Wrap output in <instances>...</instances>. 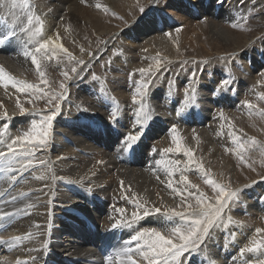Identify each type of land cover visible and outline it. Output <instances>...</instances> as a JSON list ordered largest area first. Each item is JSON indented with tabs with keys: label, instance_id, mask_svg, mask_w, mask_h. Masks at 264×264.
I'll return each instance as SVG.
<instances>
[{
	"label": "bare ground",
	"instance_id": "bare-ground-1",
	"mask_svg": "<svg viewBox=\"0 0 264 264\" xmlns=\"http://www.w3.org/2000/svg\"><path fill=\"white\" fill-rule=\"evenodd\" d=\"M37 1L39 2H37L38 5L35 7L38 12L36 14H39L44 20L42 26L45 30L44 32L41 30L38 39L32 37L35 39L34 42L26 36L25 31H21L25 25V17L15 23H11L7 18L3 20V29L11 27L12 31H15L13 39L7 40L4 44L0 43V69H2V74H0V133L2 135H0V139L4 141V143H0V151L4 152H7V144L12 143V140L21 135H18L19 132L24 134L27 129H30L32 123L30 124L28 119L32 115L36 116L33 113H29L28 110L30 109H27L24 113L20 112L17 102L19 101L22 107L28 106L25 103L31 102L34 98L22 99L23 96H17L20 91L11 82L14 80L25 83L30 80L28 79L29 76L35 78V81H41L36 68L31 63V57L26 58L23 52L25 50H34L35 45H38L40 40L42 41L43 38L48 36L46 33L56 30L57 27L64 29L72 37L70 23L83 21L85 27H93L99 17L97 14L81 17L79 14L83 12V8L79 6L80 0ZM104 1L107 2L108 0ZM188 1L186 5L183 4L184 2H179V0H120L119 2V5L121 2L124 5L136 3L135 11L141 8L145 10L142 14L145 15L144 19H146L143 26L136 25L132 28V32L125 30V33H123L124 39L127 40L129 45L136 42L137 36L149 33L146 32L148 31L146 29L148 26H153L154 30H152L158 31L161 28L159 26L161 22L163 24L170 22L168 17H171L173 22H170L171 24L166 27L172 28L177 26L176 24H182L183 26L181 27L182 29L180 28V30L174 32L173 37L168 38L172 45V48L169 49V56L174 60L163 57L161 55L163 51L157 47L156 44L158 43L155 44V41L145 44L148 50L147 54L151 56V61L153 60L154 70L158 69L155 72L158 75V82L153 87L151 95L147 93L148 90L141 89L140 91H143L144 95L142 98H136L135 104L131 100L132 96L129 97V100H124L126 94L134 95V93H137L135 88L138 86V82L136 80L139 82L140 80L134 68L133 62L135 58L124 53L123 51L125 50H123L121 56L127 60V64H125L127 69L116 60L112 67L113 69L111 68L108 71L113 85L111 89L115 92H111L109 95H113L114 99L116 95L121 96L118 101L115 99L118 107L120 106L119 111H115V121L109 118L110 113L113 111L105 112V109L99 106L100 104L97 105L92 102L90 100L91 97L89 98L86 94V91L91 89L93 85L79 90L74 97H78L81 101L77 107L67 110L69 106L73 107L75 105V102H71V99L66 98L70 96L68 88L63 94L66 96L65 98L63 97L64 100L58 109V116L53 121L52 128L49 129L48 143L35 148L26 145L25 141H18L14 145L17 151H21L24 148H29L32 151L33 155L29 158L32 160V166L19 170V165H14V170L9 175H15L17 177L15 181H9L3 173H0V194H2L0 195V213H14V215L0 220V240L11 241V243L0 244V264H24L25 261L26 264H105L106 257H113L114 264H118L115 261V252L123 248L125 242L129 241L130 237L137 231L145 228H156L162 234L167 235L166 229H170L172 224L185 222L179 216L170 217L165 215L166 210L183 206L186 208L184 211L189 210V212H192L195 210L192 205H195L198 210L205 204L201 201V205H197L195 197L198 194L193 195L195 197H192V201L188 202L189 204H185L184 196L188 195L189 192H195L194 194L205 193L206 190V195L212 194L215 197L218 195L212 186L205 188V185L202 186V183L193 179L194 176L204 179V181L211 179L218 186L223 183L228 191H239L238 198L229 202V205L225 208L227 210L229 208L234 209L230 206L234 201L235 205L241 203V206L238 205L239 207H236L237 210L228 211L231 221L246 210H251V214L261 211V205H264V200H259L258 196H261L259 189L262 188L264 190V180H259L260 182L257 184L255 181L241 183L243 181L240 180L241 178L237 180L231 178L232 176L228 170L231 165L225 160L226 152L222 151L225 143L221 141V138L223 139L224 137L223 133H228L232 128L228 126L230 125V111L227 109V117L225 115L221 117L220 115V119H217L219 116L216 115L215 108H213L215 107L214 103L216 104L215 96L221 94L220 98H223L222 107L226 108L225 105L228 104L231 110L237 101L236 99L240 97V92L247 87L249 76H251V74L249 75L250 72L247 71L246 75L244 73L239 75L241 80L239 82V91L234 93L229 91V87L235 83L233 79H231L228 89L224 88L226 91L221 92L214 87H207L206 81L209 79L206 80V77H201L197 83L199 87L195 86L191 89L200 94L201 97L198 99L193 98L190 101L194 103L185 105L183 95L179 96L172 85L174 76L169 77L170 81L168 83L171 86L164 88L168 77L165 78L166 81L160 78L163 70L159 67L160 65H156V60L161 59L162 62L170 63V65L182 64L186 60H197L198 62L207 60L211 64H221L223 60V58H220L221 52L225 53L232 50L235 51L233 53L235 54L233 62H231L233 65L238 63L239 66L243 65L245 70L248 69L243 64L246 54L240 60L237 57V53L251 52L249 58L255 69H258V62L253 58L254 51L258 50L261 57L264 58V48L262 47L263 45L261 46V44L257 43L258 39L253 38L249 35V32L243 29L239 35H236L237 37H232L231 43L232 45L235 44V48H230L227 43L230 42L228 41L229 38H227V32L224 28L218 26V22L224 21L225 17H228V22L237 21L239 23V21L245 20L246 7L255 8V6L260 4L258 7L261 10L264 8V0H243V2L242 0H225L223 4L215 3L214 0ZM143 2L146 3L145 7H141ZM194 6H197L200 10L201 16L205 15L211 18L206 17V19L204 18L205 21L199 22L198 13L194 15L189 9V7ZM259 12L263 14L262 10ZM125 14H128V12L126 11ZM142 15H139V17ZM106 18L108 17L106 16ZM155 19H159V22H156ZM263 19L264 14L258 17L257 21L254 20V23L262 27V25L264 26ZM200 37H205V39L199 40ZM113 42L114 37L112 35L106 39L105 44L99 50L93 53V56L87 58L86 63L94 57H103L109 51ZM226 47L229 48L225 51L223 48ZM187 50L190 52L189 55L191 57H187ZM38 59H40L39 54ZM129 70H131L130 72L133 71V77L136 80L132 79L133 81H131L128 79L131 87L126 89L127 81L124 73ZM171 71L177 73V78L181 76L183 84L186 80L185 76L181 75L177 67ZM172 72H170L171 75ZM226 73L232 77L237 74L232 69H229ZM244 79L247 80V83L243 81ZM31 81L33 80L31 79ZM153 81L149 80L148 82L151 83ZM123 83L124 86L122 85ZM234 89L237 88L234 87ZM100 92L102 97L109 103L112 101L104 90H100ZM187 93L185 92L186 95ZM160 101L162 102L161 105L158 104ZM199 101L201 103H196ZM142 102L146 105L149 119L138 125L135 113ZM224 107L223 109H225ZM200 110H203V112H199ZM78 113L82 114L80 118L77 116ZM222 113L224 114V111ZM168 117H171L174 122L188 126L181 127V132L176 130L175 133H167L165 132L166 128L171 126ZM188 118L197 119L196 121L193 120L195 130L192 129V125L190 126L187 121ZM24 121L26 122L24 123ZM5 124L8 125L7 130L4 128ZM140 127H143L145 131L138 144L133 146V150L123 151L126 147V145L121 143L124 135L132 133ZM205 127H208V129ZM79 129L91 136L89 139L94 145L92 143L89 144L90 141L87 143L83 139L84 136ZM236 130L234 131L238 134V129ZM173 134L180 139L182 148L189 149L193 153L192 160L194 163L188 164V157L183 152L177 153L173 151L168 153L164 151L168 148L175 149V144L171 139ZM231 134H234V132ZM231 136L233 137V135ZM54 139L55 143H52L51 141ZM157 160L161 161V163L157 164ZM170 160H180L182 162L177 167L184 170L183 175L187 179V185L181 181L180 172H174L172 177H168L167 172L172 170L168 163ZM192 175L194 176L191 177ZM39 177L43 178L40 179ZM169 179L172 181V189L168 187ZM192 185L196 187H192ZM250 185L256 186L252 187ZM240 190H245V193H240ZM80 192L85 196H90L92 193L94 195L92 201L96 204V209L93 212L91 211L94 220L87 226L88 231L83 228L77 230V222L79 221L82 226L80 222L82 219L74 208L80 209L83 206L80 204L82 202ZM22 193L26 195H22ZM97 196H102L106 202H110L109 211L102 217L101 214L104 209L102 210L97 205ZM209 196H207V200L212 202V205H215V197L211 198L212 196ZM137 204L142 205V207H137ZM156 208L160 209L159 213L155 212ZM117 209L122 211L118 212ZM145 210H149L148 215H144ZM134 212L137 213L139 219L133 220L132 214ZM180 212H183L182 209ZM225 213L227 212L223 211L221 215ZM126 222H131L132 227H126ZM216 222L210 229L209 233L211 234L201 243L199 252L191 256H189L190 251L187 252L186 255L180 258L182 259V264H226L228 258L237 260L235 256L230 255V250L224 246L225 244L222 245V235L227 232L225 235L231 236L234 227L220 232L215 228ZM234 223L242 224L241 222ZM113 224H118V226L113 228ZM238 225L236 228L239 229ZM241 232L243 234L244 231ZM17 236L25 237V239L22 242L13 241V238ZM236 245L240 246L241 242L238 241ZM131 246L133 249L136 247L134 242ZM225 250H228V252H225ZM33 257L35 258L34 260L32 259ZM137 259L139 258L137 257ZM169 264H175V262L169 261Z\"/></svg>",
	"mask_w": 264,
	"mask_h": 264
},
{
	"label": "rangeland",
	"instance_id": "rangeland-1",
	"mask_svg": "<svg viewBox=\"0 0 264 264\" xmlns=\"http://www.w3.org/2000/svg\"><path fill=\"white\" fill-rule=\"evenodd\" d=\"M110 1L108 0L106 2L104 0H98V1H96V0H91V1L90 0L89 1L88 0H80L79 6L80 7L82 6L83 12H81L79 15L81 17H84L85 15L93 16V15L97 14L99 17H98L96 25L93 27H89V26L85 27V24H83V21L82 22L73 21V23H70L71 29H72L71 34H72L73 39L71 36H69V34L67 32H65L64 29L57 27L56 30L46 33V34H48V36L43 38L42 41L40 40L39 43H43L45 41L48 42V49L46 51H48L49 56L51 57V59H49V56H43V52L39 54V57L41 60L40 62L42 65V70L45 72V77H44L45 79L44 80L47 81V83H41V81H35L36 79L31 77V76L28 77V79H30V80H27L25 83L35 85L43 93H46V95H43L41 97V96L29 95L28 93H23V92H20L17 95V96H23L22 99H33L34 98V100H32L31 102L28 101L25 103L28 106H23V107H25L26 110L30 109V110H28L29 113H33L36 115V116L32 115L28 119V122L30 124L33 121H36V122L39 121L40 122L43 119L44 115L51 114L52 111H57V115L54 117V120L58 116L59 111L57 109H55V105L56 104L61 105V103L64 99L56 100V99H54V97L60 96L62 92L64 94L66 91V90L60 89L59 84L61 82L66 84V89L69 88V90H70V92H68L70 94V96H68L66 98L71 99V102H75V105H73V107L69 106L67 110L73 109L74 107L78 106V104L81 100L78 97H74V96L76 95L77 92H79V90L84 89L86 86L93 85V87L91 89H88V90L86 89L87 90L86 94L88 95L89 98L91 97L90 100H92V102L96 103L97 105L100 104L99 106L103 107L105 109V112L108 111V113H109L110 111H114V110L116 112H118L120 109V106L118 107V104L116 102L120 99L121 96L114 94V95H116V98H115L117 100L116 101L114 99L113 95H109V93L114 92V90L112 91V89H111V88H113V85H112L111 80H110L111 77L108 75L109 74L108 71H110V69L116 63V60H118L124 66H125V64H127L126 58H123V56H121V52L123 50H125V51H123L124 53L132 55V57L135 58V61L133 62L134 68H135V71L138 73V79L140 80V82H139L138 80L134 79L133 71L130 72L131 70H129L127 73H124L126 81H127L126 89H129L131 87L128 83V79H130L131 81H133L132 79L136 80L138 82V85H142V83L144 84V83L148 82L149 80L150 81L154 80L153 82L150 83L151 86L146 89V90H148L147 93L149 95H151V93L153 91V87L158 82V80H157L158 75L155 73L158 69L154 70V65L152 62L153 60L151 61V59H150L151 56H149L147 54L148 50H147L145 44H148L150 41H153V42L155 41V44L158 43V44H156L157 47L163 51L161 55L163 57L170 58L169 49L172 48V45H171L168 38L173 37L174 32H176L177 30H180V28L183 26H182V24H176L177 26L172 27V28L166 27L173 22V19L171 17H168V19L170 20L171 23L167 22V24H163L161 22L159 25L161 28L156 32L153 31L154 30L153 26H148L146 28L148 31H146V32H149V33H145L144 34L145 36L144 35L137 36L138 38H137L136 42L132 45L130 43V45H129L127 40L124 39L123 33H125V30H129L130 32H132V28L136 25H138L140 27L143 26L146 19H144L145 15H142V14L145 10L143 12H141V9H144V8H141V9L135 11L134 7H135L136 3H133L131 5L127 3L126 5H124V4H121L122 3L121 2L119 5L120 0H112V2H110ZM187 1L186 0H179V2H181V3L184 2L183 3L184 5L187 4ZM208 1H211V0H208ZM214 1H215V3H218V0H214ZM8 2H10V0H8ZM37 2H39V1L28 0L29 5L31 6L29 9H27V10L16 9L14 12H11V13L8 11L7 4L5 5V7L0 8V17H2V18H0V28L2 29V30L0 29V33L7 34L10 31H12L11 27H9L10 29L9 28L3 29V27H2L3 26V20H6V18L11 23H15L19 19H21L22 17H25V21H24L25 25H24L23 29H26L25 30L26 36L28 38L32 39L33 42L35 41V39H38L40 34L39 35H33V33L35 32V28L41 27V25L39 26L36 23L35 17L36 16L40 17V19L42 21V25H43L44 20L42 19V17L39 14H36V13H38L35 10V7H37V5H38ZM114 4H116V5H114ZM145 4L146 3L143 2L141 7H145L144 6ZM193 4H196V3H193ZM132 6H133V9H132ZM258 6H255V8L254 7H251V8L246 7L245 8L246 11H245V15H244L245 20H243V21L241 20V21H239V23L237 21L228 22V17H225L224 21L218 22V26L224 28V30L227 32V38H229L228 41H230L227 43L229 44L230 48H235V44L232 45V43H231L232 37L233 38L237 37L236 35H239V33L243 31V29H245L246 32H249V35H251L253 38L258 39L257 43L261 44V46L263 45L262 47L264 48V30H263L264 26L262 25V27H261V26L254 23V20L257 21V18L264 14V8L261 9L263 11V14H260L259 11H261V10ZM4 8H6V9H4ZM116 8H118V9H116ZM189 9L194 15H197V13H198L197 16L200 19V20H198L199 22L200 21L203 22V20L205 21L206 17H208L209 19L211 18L210 16H205V15L201 16L200 10L197 8V6L189 7ZM126 11L128 12V14L130 13V15L125 14ZM255 12H256V14H255ZM22 13H23V15H22ZM159 13L162 14L161 12H159ZM213 14L216 15L214 12H213ZM12 15H13V17H12ZM28 15L33 16L32 24H28V20H27ZM139 15H142V16L139 17ZM106 16L108 18H106ZM158 20L159 19H157V20L155 19L156 22ZM233 25H236V26L234 27ZM245 25H246V27H245ZM231 26H233V27H231ZM111 28H112V30H111ZM121 29L124 31H122ZM42 30H43V32L45 30L43 28V26H42ZM112 35L114 37V42H113V45L110 47L109 51H107L103 55V57H99V56H98V58L94 57L88 63H86L87 58H89L90 56H93V53L95 51L99 50L101 48V46H103L105 44L106 39H108ZM261 36H263V37H261ZM32 37L33 38L35 37V39H33ZM82 37H84V38H82ZM142 38H144V39H142ZM204 39H205V37L199 38V40H204ZM128 41L131 42L130 40H128ZM39 43H38V45H39ZM38 45H35V48L38 47ZM229 47H226L223 49L226 51ZM166 48H167V50H166ZM234 52L235 51H232V50L229 52H225V53L221 52L220 58H223V60L221 61V64H217V63L211 64L207 60H205V62L204 61L198 62L197 60H193V61L192 60L191 61L186 60L182 64L179 63V64H171L170 65V63H165V62H162L161 59H157L156 65H158V66L160 65L159 67L163 70V73L160 75V78H162L164 81H166L165 78L168 77L167 84L165 82L164 88H166V86H171V84L168 83L170 81L169 77L174 76V82L172 85L176 89V92H178L179 96L183 95V99H185L183 102L185 105H187V104L190 105V104L194 103V102L190 101L191 99H193V98L198 99L199 97H201V95L197 94L196 91L191 90L195 86L199 87L197 83L201 77H206V80L209 79L208 81H206L207 87H210V88L214 87L215 89H218L221 92L222 91L225 92L228 89V87L231 84V79H233L235 81V83L232 85L233 87L232 86L229 87L230 88L229 91L230 92L233 91V93H234L235 91H239V87H240L239 82H241V80L239 79V75H241L243 73L246 75L247 71L250 72L249 75L251 74V76H249V78L253 81H251L249 79L250 81L248 80L247 87L244 88L243 91L240 92L241 95H240V97H238L236 99L237 101L235 102L238 105H236L234 103V107L230 110L228 107V104H226L225 105L226 108L223 106L225 108V109H223V107L221 105L223 98H220L221 97V94H220L219 96H215L216 104L214 103L215 107H213V108H215L216 115L219 116L217 119H220V114L222 111H224L223 115H225L226 117L228 116L227 112L230 111V115H229L230 116V122H229L230 125H228V126H230V128L231 127L232 128L229 130L230 134H229V132L228 133L226 132V134H225V132L223 131L224 137H223V139L221 138V141L223 143H225V144H223V147H222V151L226 152L225 153V155H226L225 160L227 162H229L230 165L232 166V167L230 166V169L228 168L229 174L232 176L231 178H234V180L241 178L240 180H243V181H241V183L246 182V181L247 182L255 181L258 184L260 182L259 180H261V179L264 180V166H263L264 165V115H261V113H264V98H262V97H264V77H262L260 75V73L262 71H264V65H263L264 64V58L261 57V54L258 50L254 51L256 56L254 54L253 58L255 59V61L258 62V65H257L258 69L257 68L255 69V67L253 66V64L251 62V59L249 58V55L251 54V52H242L240 54L237 53V57L240 60H242L241 57H244L245 54H246V56L248 55L247 57L246 56L244 57L245 60H244L243 64H245V66H247V68H248L245 70L242 63H241L242 66H239L238 63L234 64V65L231 63V62H233V58L235 56V54H233ZM69 54H70V56H69ZM189 54H190V52L187 50V52H186L187 57H191V55H189ZM41 57H43V58L41 59ZM246 58H247V60H246ZM81 60L85 61L87 66L84 68V71L80 72V74L77 76L71 72V68L77 67V69L79 71L80 67H82V66L79 65L77 62L81 61ZM171 60H174V59H171ZM175 67H177V69L180 71L181 75L185 76L186 80L184 81L183 84H182L181 76L177 78V73H174L171 71ZM126 69H127V67H126ZM141 69L144 70V75L140 74ZM229 69L234 70V72H236L238 75L237 74L233 75V77L228 75L226 72L229 71ZM65 72H67L73 78L70 80H65L64 75H63V73H65ZM170 72H172V75L170 74ZM207 72H208V74H206ZM252 72H253V74H252ZM200 73L203 75H201ZM193 74H194V76H193ZM234 77H236V78H234ZM215 78L218 79L219 81L216 80ZM31 79L33 81H31ZM223 79L229 80L230 83L228 85H226L227 87H224V86L220 87L221 81ZM243 81L245 83H247L246 79H244ZM122 85L124 86V83ZM101 87H103V88H101ZM234 87L237 89H234ZM175 89H173V90H175ZM95 90H97V91H95ZM100 90H104L106 92V94L111 98L112 101L110 103L106 99H104V97H102V95H101L102 93L100 92ZM135 90L138 91V86H136ZM29 92H32V90L30 89ZM183 92H184V94H183ZM185 92H188L187 93L188 96L185 94ZM32 96H34V97H32ZM65 96L66 95H63L64 98H65ZM130 96L133 97V95H131V94H126L127 98L125 97L124 100H129ZM140 97H141L140 95L136 96V98H140ZM209 97H210V94H209ZM188 98H190V99H188ZM131 100H133V98H131ZM196 103H201V102L199 101ZM158 104L161 105L162 102L160 101V102H158ZM246 104H252L254 107L248 108L246 106ZM227 109H228V111H227ZM199 112H203V110L202 111L200 110ZM77 116L80 118L82 116V114L78 113ZM109 118H110V115H109ZM168 119L171 123V126H168L166 128L165 132H167V133H169V132L171 133V129L173 128V125L175 126L176 130H178V132H181V130H182L181 127L184 128V127L188 126L186 124L174 122V120L171 117H168ZM193 120L196 121L197 119H193V118L187 119L190 126L192 125L191 126L192 129L195 130V125H194ZM191 121L193 124L191 123ZM25 122L26 121H24V123ZM39 122H37V123H39ZM52 125H53V123H52ZM28 126H30V125H28ZM193 126H194V128H193ZM177 127H178V129H177ZM179 127H180V129H179ZM208 127H205V128L208 129ZM51 128H52V126H51ZM236 129H238V134L236 132L237 131ZM219 130H220V128H219ZM234 130H236V131H234ZM26 131H28V129ZM37 131H39V129H37ZM79 131L83 134V136H84L83 139L85 141H87V143H89V141H90L89 144H91L92 141L89 139V137H91V136H89V134H87L83 130L79 129ZM232 132H234V134H231ZM19 134H21L20 136H23V133L19 132L18 135ZM231 135H233V137ZM253 139L256 141L255 145L250 143V141ZM116 141H118V140L116 139ZM51 142L55 143V139L52 140ZM92 144L94 145V143H92ZM241 144H243L244 146L241 147L240 146ZM26 145H28L29 147H32L30 144H26ZM52 154H54V153H52ZM193 176L194 175H192L191 177H193ZM242 178H244L245 180ZM193 179L194 180L196 179L195 181H199L200 183H202V186L205 185V188L211 187V185L205 183L204 179H201V178L196 177V176H194ZM219 186H223L224 188H227V187H225V185H223V183H221ZM250 186L254 187L256 185H250ZM259 191L261 194V196H258L259 200L260 199L264 200V190L261 188V189H259ZM242 192L245 193V190H240V193H242ZM80 193H81L80 196H82V202H80V204H82L83 206L80 209L76 208V207L74 208L79 213V215L82 219V221H80L82 223V226L79 223V221L77 222L78 223L77 230L80 228H83L84 230L88 231L89 229L87 228V226H89L91 224V222L94 220L92 212H93V210L96 209V204L92 201L94 198V195L92 193L90 196H85L84 194H82V192H80ZM192 193L194 194L195 192H192ZM197 194L199 195V193H196L194 195H197ZM204 196H205V199L203 200V202L205 204H208V203L212 204V202H209L207 200V198H208L207 196L211 197L212 194L206 195V190H205ZM213 197H215V196L213 195L211 198H213ZM184 198H185V201H184L185 204H189L192 201V198H189V200H188V195L184 196ZM214 199H216V197ZM212 201H213V199H212ZM96 203H97V205H99V207L102 208V210L104 209L103 213L101 214V217L109 211L110 202L109 201L106 202L104 197L97 196V202ZM258 203H260V202H258ZM232 204L230 206H231V208H234L235 210H237L236 207L238 205L241 206V203L238 205H235V201ZM192 206L195 208V210H197L195 205H192ZM263 208H264V205H261V209H260L261 211L255 210L256 213L253 212L252 214L250 212L251 210H249V211L246 210V211L242 212V214H240V216H237L238 218L236 217V218L232 219V221L230 219L228 211L229 210L234 211V209H230V208L228 210L224 209L223 211L227 212V213L222 214L220 216L221 218L219 217L218 221L216 220L217 225H215V228L218 229L220 232H222L223 230H229L230 228L234 227L231 236L225 235L227 233V232H225L222 235L223 239L221 238L222 239V245L225 244L224 246H226L230 250V253H231L230 255L235 256V259H237V260H232V258H228L227 259L228 264H248L249 261L254 262L257 259L264 258V255H262L261 252L245 253L243 256H241L239 253L240 248L246 247V246H251V242L253 240H256V241L264 240V232L258 234L255 231V229H257V228L264 229V210H263ZM174 209L176 212H180L181 209L183 212H186V211H184V209H186V208H184L183 206L180 208L178 207L177 209L176 208H174ZM187 211L189 212V210H187ZM226 215H228V216H226ZM253 215H254V217H253ZM234 222H236V223L241 222L243 225L242 224L238 225V224H235ZM184 223L185 222H183V221L178 222L176 224H172V227L177 226V225H183ZM237 225L239 226V229L236 228ZM242 227L245 230H243ZM240 230L244 231L243 234ZM209 234H211V233H209ZM237 235H238V239H237ZM83 236H85V235H83ZM238 241L241 242L240 246L236 245ZM201 245L202 244H200L199 248L201 247ZM198 252H199V250H191L189 253V256H191L192 254L195 255ZM225 252H228V250H225ZM186 254L187 253H185L184 255H186Z\"/></svg>",
	"mask_w": 264,
	"mask_h": 264
},
{
	"label": "snow or ice",
	"instance_id": "snow-or-ice-1",
	"mask_svg": "<svg viewBox=\"0 0 264 264\" xmlns=\"http://www.w3.org/2000/svg\"><path fill=\"white\" fill-rule=\"evenodd\" d=\"M224 0H218V3L223 4ZM243 2V0H242ZM7 4L8 11L14 12L16 9L27 10L31 6L28 3V0H0V8L5 7ZM144 10L141 9V12ZM28 24H32L33 16L28 15L27 17ZM36 23L41 25V27H36L35 32L33 35H39L42 30V21L39 16L35 17ZM234 27L236 25H233ZM26 29H21V31H25ZM15 35V31H10L7 34L0 33V43H5L7 40L13 38ZM48 42L45 41L43 43H39L38 47L34 50H25L23 55L27 57H31V63L36 68V71L41 79V83H47L44 80L45 72L42 70V66L40 63V59H38V54L43 52V56H49L48 51ZM91 55V54H90ZM70 56V54H69ZM43 57H41L42 59ZM49 59L51 57L49 56ZM80 67L79 71L77 67H72L71 72L75 75H79L80 72L84 71V68L87 66L85 61L81 60L77 62ZM0 74H2V69H0ZM140 74L144 75V70H140ZM65 80H70L73 77L70 76L67 72L63 73ZM262 77H264V71L260 73ZM194 76V74H193ZM13 86L17 87V90L23 93H28L29 95L35 96H43L46 93H43L39 88H37L33 84H26L22 81H11ZM230 82L228 79H223L221 81V87L228 85ZM150 82H146L142 85H138L137 93L133 95V103H136V96L140 95L141 98L144 95L141 89L146 90L150 87ZM60 89L66 90V84L61 82L59 85ZM32 92H29V90ZM264 98V97H262ZM54 99L62 100L63 99V92L60 96H55ZM248 108L254 107L252 104H246ZM17 107L19 108L21 113L26 112L27 110L23 108L19 101L17 102ZM56 109L60 108L59 104L55 105ZM57 115V111H52L51 114H46L43 116V119L37 123L36 121L32 122L31 128L26 131L23 136H17L12 143L7 144V152L0 151V173H3L5 177L9 181H15L17 177L15 175H9L14 170V165H19V170H23L26 167L32 166V160L29 159L32 157L33 153L29 148H24L21 151H17L14 148V145L18 141H25L27 144H30L33 148L42 146L48 143V137L50 135L49 129L52 126L54 121V117ZM221 117H223V113L221 112ZM264 115V113H261ZM6 116V114H5ZM136 122L138 125L142 124L144 120L149 119L148 112L146 110V105L142 102L141 106L137 108L136 113ZM110 118L115 121V110L110 113ZM8 125L5 124L4 128L7 130ZM39 129V131H37ZM145 129L140 127L138 130H135L132 133H128L125 135L121 143L126 145L123 151L133 150V146L138 144L140 138L143 136ZM176 129L175 126L171 129L172 133H175ZM2 135V133H0ZM172 142L175 144V149L168 148L164 151L168 153H172L173 151L183 154L188 157V164L194 163L192 160L193 153L186 148H182L180 139L175 136L174 134L171 137ZM0 143H4L2 139H0ZM251 144L255 145L256 141L253 139L250 141ZM241 147L244 145L241 144ZM43 163V162H42ZM157 164H160L161 161L157 160ZM169 166L172 170L167 172L168 177H172L174 172H180V179L182 182L187 185V179L183 175V169L177 167L182 162L180 160H170ZM42 179L43 177H39ZM205 183L211 185L218 193L216 196V204L212 205L211 203L202 205L198 210H193L192 212H176L174 209L166 210L165 215H169L170 217L179 216L181 220H184L185 223L183 225L173 226L170 229H166L167 235L162 234L160 230L156 228H145L141 231H137L134 235L130 237V240L125 242V246L123 248L118 249L115 252V261L118 264H169V261H174L175 264H182L183 255L191 250H199L200 244L203 240L209 235L210 229L213 227L214 223L217 219H219L223 210L229 205V202L235 200L239 196V191H228L223 186H218L215 182L211 179H206ZM168 187L170 189L173 188L172 181L169 179ZM192 187H196L192 185ZM175 190V189H173ZM2 195V194H0ZM22 195H26L22 193ZM193 193H188V198L193 197ZM15 199V198H14ZM197 205H201V201L205 199L204 193L200 192L198 196L195 197ZM31 207V205H29ZM137 207H142V205L137 204ZM191 207V206H189ZM117 211H122L117 209ZM155 212L159 213L160 209L156 208ZM149 210H145L144 215H148ZM14 215V213L10 212H3L0 213V220L5 219L6 217H10ZM133 220L139 219L137 213L132 214ZM118 224H113L112 227H117ZM126 227L131 228L132 223L126 222ZM256 233L264 232V229L257 228L255 229ZM25 237L17 236L13 238V241L22 242ZM135 243L136 247L133 249L131 246L132 243ZM3 243H11V241H2L0 240V244ZM252 252H261L264 255V240L256 241L253 240L251 242V246L242 247L239 249V253L243 256L245 253H252ZM137 257L139 259H137ZM35 259L34 257L32 258ZM26 264V261L24 262ZM105 264H114L113 257H106ZM248 264H264V258H260L253 261H249Z\"/></svg>",
	"mask_w": 264,
	"mask_h": 264
}]
</instances>
